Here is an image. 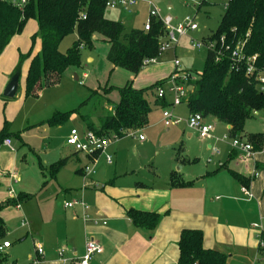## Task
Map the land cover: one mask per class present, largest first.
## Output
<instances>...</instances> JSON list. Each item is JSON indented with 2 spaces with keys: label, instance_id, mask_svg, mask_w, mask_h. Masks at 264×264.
I'll return each mask as SVG.
<instances>
[{
  "label": "rangeland",
  "instance_id": "374dc122",
  "mask_svg": "<svg viewBox=\"0 0 264 264\" xmlns=\"http://www.w3.org/2000/svg\"><path fill=\"white\" fill-rule=\"evenodd\" d=\"M160 11L158 19L172 18V24L176 26L184 18L194 19L198 29L188 32L185 36H177V43L169 49L161 52L156 62H149L135 75L123 68L115 67L107 60L108 43L99 33L93 35V47L81 48V59L77 64L69 65L60 79L48 84L45 80L37 90L39 94H33L19 105L15 118L11 120L9 130L19 133L22 141L16 135L9 139L12 142L14 151L8 147L0 148V203H5L9 198L7 191L10 185L11 176L18 178L14 185L15 195L27 193L36 196V206L42 210V214L48 217L62 218L66 214L64 202L73 203L82 201L91 207V201L83 192L86 186L97 185L98 190L106 188V182L114 180L116 186L124 187V183L135 185L137 181L148 177L151 181H161L164 175H168V164L174 152L181 145L186 149V154L192 156L195 162L188 163L186 169L193 166H212L215 158L212 151L207 147V140L201 139L198 133L188 127L191 114L185 103L180 105L168 104L164 107H153L149 114L148 126L142 130L131 133L121 139L112 140L106 151L101 153L94 161L89 159L84 152L74 153L73 148L66 147L65 141L69 137L71 129H76L84 135L88 128L83 119L90 116L96 124L99 119L109 112V106L118 103L121 99L119 88L130 84L137 87V77L141 73V87H149L151 81L144 78V72L153 71L156 68H163L169 79L173 74L183 75L189 73L197 78L203 73L208 48L206 46H193L194 41H208L207 39L217 30L222 16L225 12V5L228 0H149ZM106 17L124 23L126 30L133 28L143 29L150 20L149 4L141 1L133 13H126L120 9H107ZM36 22L29 21L21 33L22 38L29 40L32 45L31 36L36 30ZM77 32L73 30L66 35L59 45V51L66 53L74 42L77 41ZM165 38V37H164ZM163 38V39H164ZM175 60L179 61L175 65ZM25 71V64L21 65L20 73ZM88 74L85 78L84 75ZM143 85V86H142ZM24 95V89L20 83L19 91L15 98H10L6 104L12 103L16 107L17 101ZM156 95V90L149 91V101ZM108 98L110 101H107ZM0 100L1 95H0ZM3 102V101H2ZM5 104V103H4ZM0 106V128L7 111ZM11 106V107H12ZM17 109V108H15ZM77 110L60 123H51V120L58 114ZM168 110L175 118L181 119L179 124L165 126L162 113ZM21 111V112H20ZM202 123L213 126L212 146L217 147L220 153L229 155L233 148L231 138L224 125L215 122L214 118H203ZM264 131V114L249 119L245 125L244 136L248 133H262ZM193 133L192 137L188 134ZM143 136V139H140ZM26 143L27 145L23 144ZM70 155L67 164L59 171L56 179H51L49 166L55 161ZM107 155L113 159V165H108ZM87 160V166L92 168L94 182H84L78 186L80 175L76 169L81 161ZM213 161V163H210ZM193 164V165H192ZM182 167V164L175 165V169ZM116 168V174L113 169ZM8 170V171H6ZM158 174L155 177L152 172ZM4 172V173H2ZM11 176H9V174ZM45 174V175H44ZM107 177V180H105ZM151 177V178H150ZM48 180L47 188L43 191V182ZM98 181V182H97ZM13 186V185H12ZM60 186L64 189L62 190ZM68 189V191H67ZM13 191V190H12ZM10 222H5V237L1 242L12 243V248L4 254L13 252L11 264H23L27 259V252L32 251L37 237L27 234L29 227L21 228L23 220L22 212L14 206L9 210ZM30 224V220H26ZM260 223V221H258ZM259 230V229H258ZM260 232V231H259ZM259 244V237H258ZM42 245V244H41ZM10 257V256H9ZM252 260L246 264H264L262 260ZM236 264H244L235 259Z\"/></svg>",
  "mask_w": 264,
  "mask_h": 264
},
{
  "label": "crops",
  "instance_id": "0c3cea01",
  "mask_svg": "<svg viewBox=\"0 0 264 264\" xmlns=\"http://www.w3.org/2000/svg\"><path fill=\"white\" fill-rule=\"evenodd\" d=\"M36 26L34 33L38 29L37 22ZM40 49L41 41L37 39L32 55L39 52ZM30 50L29 40L22 38L20 34L11 39L0 55V95L3 101L0 100V106L2 104L3 111H7L9 114L4 116L0 130L4 127L5 121L9 122L8 128L10 127L11 120L15 118L17 111L22 110L19 109V105L29 98L25 96L24 87L30 58L23 62L25 71L21 74L20 83L24 89V95L21 100L17 101L16 107L12 106V103L6 104L9 99L5 100L3 91L15 72L20 53H27ZM165 71L163 68L146 71L143 74V79L149 77L147 80L151 81L150 83L153 85L168 78L170 73H164ZM84 77L87 78L88 74H85ZM136 83L137 87H133L135 89L147 88L141 87V73L137 77ZM37 94L39 93L37 92ZM155 96L150 100L152 103ZM106 99L110 101L108 98ZM169 100L168 97L166 102L169 103ZM112 107L113 105H110L109 110ZM214 120L216 123L224 125L228 132L229 125L216 118ZM140 130L131 131L129 134ZM188 136L192 137L193 133H189ZM18 139L22 141L21 136ZM205 140H207L208 149L212 151V139ZM65 143L66 147H70L67 145V139ZM23 144L27 145L24 142ZM1 147L7 146L2 145ZM74 153L77 152L74 151ZM212 155L216 159L214 165H202L196 168L191 166L186 169L185 164L195 161L192 160L193 155L186 154V149L181 145L177 152H174L173 158L166 161L167 172L170 171L168 175L163 176L161 181H151L145 177L141 181H137L135 185H130L129 182L124 183V187H122L116 186L114 180L111 179L106 182L107 187L102 190H98L97 185L92 186L95 188L93 190L91 185L86 186L83 194L91 201V207L87 204H85L87 207H84L79 203L67 207L65 204L70 202L66 199L64 202L66 214L62 218L44 216L42 210L36 206L37 201L33 200L36 196L22 192L19 194L22 199L18 200L15 205L3 208L0 211V216L3 221L10 222L8 210L14 206L24 216L21 220V228L29 227L27 234L34 235L37 237L34 242L42 244L44 254L38 256L35 247H33L32 251L27 252L28 262L23 264H79L85 254L86 241L89 238L96 240L103 248V251L97 254L89 264H179L178 242L180 234L185 228L200 229L204 235V246L227 255V264H236L235 259L246 264L255 258L264 263V250L261 254L258 247L261 230L254 227V224L264 226V151L255 153L254 159L260 170V174L256 178L251 177L254 162L251 160L241 161L234 150L229 155L220 153V151L219 153L212 151ZM88 157L93 160L92 157ZM61 159H66V165L70 155ZM80 161L81 163L76 169V173L80 175L79 188L83 184V176L84 182L96 181L92 178V174H87L85 171V167L89 164L87 160ZM177 164H182V167L175 169ZM108 165L112 166L113 162H108ZM116 170V168L113 169L115 174ZM59 171L55 176L50 175V178L56 179ZM174 172L183 181L192 183L172 187L171 176ZM235 173L249 178V183L243 184ZM152 174L158 177L156 171ZM9 176L11 175L9 174ZM17 177L11 176L10 178V185L7 188L10 199L6 202L21 197L15 195L13 188L18 183L19 175ZM47 184L48 180H45L41 187L42 191L47 188ZM243 186L250 189L252 197L244 194ZM60 188L64 190L61 186ZM130 209L158 212L161 216L153 229L139 227L128 216ZM26 220H30V224L26 225ZM0 243L3 242L0 241ZM11 248L12 243L5 251ZM60 248L65 249L63 256L59 254ZM5 255L6 261L3 264H11L10 259L13 260L15 253H9L10 257L8 254ZM64 258L67 260L64 261Z\"/></svg>",
  "mask_w": 264,
  "mask_h": 264
},
{
  "label": "trees",
  "instance_id": "16d2710c",
  "mask_svg": "<svg viewBox=\"0 0 264 264\" xmlns=\"http://www.w3.org/2000/svg\"><path fill=\"white\" fill-rule=\"evenodd\" d=\"M106 1L29 0L20 9L11 0H0V55L11 39L24 31L29 21L34 20L38 24L37 31L31 36V50L20 53L15 69V72L20 71L23 62L31 59L25 79L26 97L36 94L44 80L48 84L55 83L69 65L79 63L81 48L93 47L95 33L101 34L109 45L107 60L115 67L135 75L145 66L146 61L160 55V44L166 36L162 21L152 18L148 30H126L123 22L106 17ZM73 30L77 32V41L64 54L59 51V45ZM222 37L223 44L220 40ZM37 39L41 41V49L32 55ZM207 40L217 41L223 54L217 61L216 53L208 50L203 73L197 78L190 74L191 77L185 82L187 87L192 85V89L184 103L190 114H200L202 118L212 116L229 125V137L240 136L250 142L255 151H264L263 132L244 136L246 122L256 116L255 111L264 110V91L260 90L257 72L249 74L246 61L233 65L231 56L232 50L243 43L244 56L256 55L257 69L264 70V0H228L217 30ZM166 80L142 89H135L130 84L119 88L120 101L112 104V109L99 119L98 124L90 116L83 117L88 130L98 136L117 140L131 131L146 127L153 106L164 107L169 104L157 96L153 103L147 98L149 91ZM73 113L78 111L58 114L51 123H60ZM8 126L9 122L5 121L0 130V143L11 135L20 137V134L10 132ZM65 163L66 159H61L52 164L49 174L55 176ZM235 175L243 184L250 181L249 178ZM190 183L183 181L176 172L171 176L172 187ZM20 199L22 196L0 203V211L6 206L17 204ZM128 216L135 225L153 229L161 215L158 212L130 209ZM5 232L6 226L0 216V238L4 237ZM203 241L204 235L200 229H183L178 242L179 264H227V255L206 248ZM5 261L6 255L0 253V264Z\"/></svg>",
  "mask_w": 264,
  "mask_h": 264
},
{
  "label": "built area",
  "instance_id": "2783aa9c",
  "mask_svg": "<svg viewBox=\"0 0 264 264\" xmlns=\"http://www.w3.org/2000/svg\"><path fill=\"white\" fill-rule=\"evenodd\" d=\"M13 4H15L20 9H23L24 6L28 3L29 0H11ZM143 0H107L106 1V7L107 9H121L126 13H133L134 8L138 6V4ZM149 4V15L150 20L146 24V30L150 28L151 25V19L160 17V11L159 9L149 0H145ZM86 16L83 14V18ZM162 21L165 29H166V36L164 39H162V42L160 44L159 54L161 52L166 51L169 49L173 44L177 43V36H185L190 31H195L198 29V25L196 24L194 19H191L189 17L184 18L180 23H178L176 26L172 24V18L167 17L166 19H160ZM221 44L224 43V37L221 39ZM206 46L208 50H211L212 52H215L217 57L216 60H220V56L223 54L222 50L218 48V42L211 40V41H194L193 46L201 47ZM243 43H239L238 46H236L235 49L232 50L231 56L234 64H239L242 61L247 62V72L249 74L257 72L256 78L260 84V90L264 91V70L259 71L256 67V59L257 56H251V57H245L243 54ZM149 62H156V58L150 59L146 61L145 64H148ZM175 65L179 64L178 60H175ZM191 75L189 73H184L183 75L179 74H173L169 79H167L163 84L158 85L156 90V96L157 98L161 100H167V98H170L169 104L173 105H180L184 103L188 96L189 92V86L187 87L186 81L188 78H190ZM263 112L264 110L260 111ZM259 111H255V115L258 116L260 114ZM163 118H164V124L165 126H170L172 124H179L182 122L181 119L175 118L171 112L168 110L163 111ZM202 119L197 118V115L191 114V117L189 121H187L188 127L192 130L196 131L201 139H212L213 135V126L209 124L202 123ZM264 133V131H263ZM141 139H143V136H140ZM231 138V146L235 152H237V156L241 161H248L251 160L254 162L253 170L251 171V177L256 178L260 174V170L258 169V166L255 162V151L253 149V146L250 142H248L245 138H242L240 136L230 137ZM110 141L112 139L108 137L98 136L96 133H94L91 130H87V132L84 135H81L75 128L71 129V132L69 134V137L67 139V145L72 147L75 152H84L88 156L92 157L93 160H95L101 153H104L106 149L108 148ZM4 145L9 147L11 150H14L12 146V142L9 138H6L2 143H0V147ZM213 153H219V149L217 147H212ZM106 160L111 163L113 161L112 157L110 155H107ZM85 171L87 174L92 173V168H89L88 166L85 167ZM1 173V171H0ZM4 173V172H2ZM245 195L252 197V193L250 189L247 186H243L242 188ZM79 203L83 205L84 207H87L84 202L82 201H76L74 203H66L65 206L72 207L73 204ZM255 228H258L261 230L259 233V250H264V226L262 224H254ZM11 246V243L8 241H5L3 243H0V253H4L5 249L9 248ZM35 250L38 254V256H42L44 254V249L41 246L40 243H35ZM103 251L102 246L94 239L89 238L86 241V249L85 254L82 257L79 264H89L90 261L99 253ZM65 253L64 248L59 249V254L63 256ZM67 259L64 258V261Z\"/></svg>",
  "mask_w": 264,
  "mask_h": 264
},
{
  "label": "water",
  "instance_id": "95a60500",
  "mask_svg": "<svg viewBox=\"0 0 264 264\" xmlns=\"http://www.w3.org/2000/svg\"><path fill=\"white\" fill-rule=\"evenodd\" d=\"M20 77L21 73L20 71L14 72V74L11 76L7 86L5 87L3 91V96L5 98H14L16 96L17 91L20 87ZM192 89V85L189 86V90ZM197 118L201 119L202 116L200 114L197 115Z\"/></svg>",
  "mask_w": 264,
  "mask_h": 264
}]
</instances>
